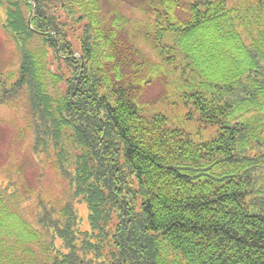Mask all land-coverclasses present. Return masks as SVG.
<instances>
[{"label": "trees", "instance_id": "obj_1", "mask_svg": "<svg viewBox=\"0 0 264 264\" xmlns=\"http://www.w3.org/2000/svg\"><path fill=\"white\" fill-rule=\"evenodd\" d=\"M0 9L19 53L0 106L22 100L33 158L68 186L58 203L39 194L43 233L6 201L34 190L9 178L0 264H264V0ZM175 108L214 135L195 140Z\"/></svg>", "mask_w": 264, "mask_h": 264}, {"label": "rangeland", "instance_id": "obj_2", "mask_svg": "<svg viewBox=\"0 0 264 264\" xmlns=\"http://www.w3.org/2000/svg\"><path fill=\"white\" fill-rule=\"evenodd\" d=\"M2 18L3 12L0 9V19ZM30 47L39 54L43 52L42 42L38 38L30 43ZM18 66L19 53L15 41L5 31L0 21V78L5 80H10L12 76L15 78ZM48 85L50 92L57 96L58 89L51 80H49ZM161 92V86L153 85L147 89L145 98H157ZM20 102L22 103V100ZM21 103H16L13 106L9 104L0 106V192L6 193L5 186L9 182V178H19L18 171H20L24 182L22 181L17 185L18 190H21L19 193L26 192L24 185H27L29 191L34 190V193L27 196L29 198L26 202L5 194L6 201L12 203V206L22 213L25 220L44 233L36 220L39 194L45 200L51 199L58 203L64 197H67L68 186L52 164L47 162L46 166L40 168V165L33 158L30 148V131L26 128L29 116ZM187 111V108L184 110L175 108L174 110H168V114L178 127L190 132L195 140L200 141L211 138L216 131V127L206 126L197 118L186 120L182 114L185 115L188 113ZM46 238L47 241L50 240L47 235Z\"/></svg>", "mask_w": 264, "mask_h": 264}]
</instances>
